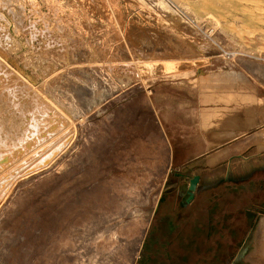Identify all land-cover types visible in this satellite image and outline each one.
<instances>
[{"label":"rangeland","instance_id":"obj_1","mask_svg":"<svg viewBox=\"0 0 264 264\" xmlns=\"http://www.w3.org/2000/svg\"><path fill=\"white\" fill-rule=\"evenodd\" d=\"M206 1L0 0V264H136L181 173L166 114L225 112L241 78L264 114V8Z\"/></svg>","mask_w":264,"mask_h":264},{"label":"crops","instance_id":"obj_2","mask_svg":"<svg viewBox=\"0 0 264 264\" xmlns=\"http://www.w3.org/2000/svg\"><path fill=\"white\" fill-rule=\"evenodd\" d=\"M245 88L242 78L226 88L231 101L225 112L222 100L214 101L213 111L196 106L189 124L170 122L166 114L162 126L173 142L172 169L181 173L157 201L136 264H252L255 256L264 264L262 95L254 93L255 113L248 117ZM216 166H225V175L204 181L187 173Z\"/></svg>","mask_w":264,"mask_h":264},{"label":"bare ground","instance_id":"obj_3","mask_svg":"<svg viewBox=\"0 0 264 264\" xmlns=\"http://www.w3.org/2000/svg\"><path fill=\"white\" fill-rule=\"evenodd\" d=\"M239 1H241V3L242 2H244V3H246V5H249V6H252V7H254V8H260V7H263L264 8V0H239ZM207 3H206V7L207 8H211V9H214V10H216V8H217V10H219V9H221V8H223V6H225V3H227L228 4V6H235L234 5V3H232V1H230V0H207L206 1ZM244 12H246V8L245 9H243V13ZM218 13H220V12H218ZM196 43V42H195ZM195 45V44H194ZM197 46V45H196ZM195 47V46H194ZM205 47H203L202 45H200V46H197L196 48H195V50L197 51V52H201L203 49H204ZM211 48V47H210ZM204 51V50H203ZM205 54V53H204ZM198 60H200V59H198ZM172 61H174L175 62V60H172ZM247 61V60H246ZM174 62H172V63H174ZM178 62V61H177ZM183 62V61H182ZM165 63V62H164ZM164 63L163 64H161V62L160 63H157L156 61L153 63H146L143 67V69H144V71H146V72H148V73H153V72H158L159 70L160 71H162V73H161V75L163 74V71H167V70H171V69H175L176 68V66L175 65H164ZM180 63V62H179ZM186 63V62H185ZM205 63V62H204ZM250 63V62H249ZM252 63V62H251ZM174 64H176V63H174ZM178 64V63H177ZM203 64V63H202ZM254 64H255V62H254ZM183 65H185V64H183ZM183 65H179V67H181V66H183ZM187 65V64H186ZM185 67V66H184ZM196 67V66H195ZM194 67V68H195ZM182 68V67H181ZM264 68V66H257V67H255V69L257 70L258 69V71H261L262 69ZM180 69V68H179ZM183 69V68H182ZM182 69H180L181 71H182ZM186 69H187V66H186ZM185 70V69H184ZM190 70V69H189ZM203 70V69H202ZM175 71V70H174ZM204 71V70H203ZM176 72H177V70H176ZM176 72H174V73H176ZM173 73V74H174ZM181 73V72H180ZM185 73V72H184ZM158 74V73H157ZM167 74V73H166ZM228 74V73H227ZM156 75V74H155ZM211 75V74H210ZM166 76V75H165ZM170 76H172V75H170ZM170 76H168V77H170ZM176 76V75H175ZM207 76V75H206ZM205 76V77H206ZM159 77H161V76H159ZM163 77V76H162ZM173 77V76H172ZM242 77V76H241ZM252 77V76H251ZM199 78V77H198ZM197 78V79H198ZM204 78V77H203ZM215 80V79H217V78H212L211 80ZM244 79V78H243ZM151 80V79H150ZM207 79H205L204 81H206ZM236 80V79H235ZM153 81V80H152ZM216 81V80H215ZM215 81H214V85H215ZM225 81V80H224ZM200 82V81H199ZM198 82V83H199ZM238 82H239V80H238ZM150 83V82H149ZM195 83V82H194ZM203 83H205V82H203L202 81V83L201 84H203ZM224 83V82H223ZM197 84V83H196ZM229 84V83H228ZM213 85V86H214ZM237 85V84H236ZM236 85H234V86H236ZM217 86V85H216ZM223 86V85H222ZM201 87H204V86H200V88ZM205 87H207V86H205ZM226 88H227V86H225ZM213 88H215V87H213ZM229 88V87H228ZM210 89V88H209ZM207 90V89H206ZM214 89H212V91H213ZM0 165H1V162H0ZM260 226H261V228H259L260 230L261 229H263L264 228V220H262L261 221V224H259ZM259 232H261V231H259ZM260 234H262V233H260ZM264 246V245H263Z\"/></svg>","mask_w":264,"mask_h":264},{"label":"water","instance_id":"obj_4","mask_svg":"<svg viewBox=\"0 0 264 264\" xmlns=\"http://www.w3.org/2000/svg\"><path fill=\"white\" fill-rule=\"evenodd\" d=\"M197 182V178L196 177H193L191 178L189 184H190V191H194L196 189V183Z\"/></svg>","mask_w":264,"mask_h":264}]
</instances>
